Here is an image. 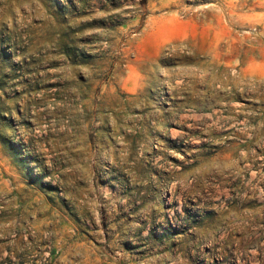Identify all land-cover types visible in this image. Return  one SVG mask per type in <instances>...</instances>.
Returning <instances> with one entry per match:
<instances>
[{"label": "rangeland", "instance_id": "374dc122", "mask_svg": "<svg viewBox=\"0 0 264 264\" xmlns=\"http://www.w3.org/2000/svg\"><path fill=\"white\" fill-rule=\"evenodd\" d=\"M0 264H264V0H0Z\"/></svg>", "mask_w": 264, "mask_h": 264}]
</instances>
